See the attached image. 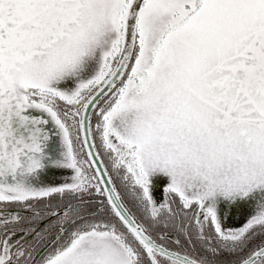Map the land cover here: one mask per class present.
Returning a JSON list of instances; mask_svg holds the SVG:
<instances>
[{"label": "snow or ice", "instance_id": "1", "mask_svg": "<svg viewBox=\"0 0 264 264\" xmlns=\"http://www.w3.org/2000/svg\"><path fill=\"white\" fill-rule=\"evenodd\" d=\"M0 264H264V0H0Z\"/></svg>", "mask_w": 264, "mask_h": 264}, {"label": "rangeland", "instance_id": "2", "mask_svg": "<svg viewBox=\"0 0 264 264\" xmlns=\"http://www.w3.org/2000/svg\"><path fill=\"white\" fill-rule=\"evenodd\" d=\"M66 175H67L66 172L56 171L48 175V180L49 181H60ZM243 220H244L243 216H241L240 214H235L230 219H227L225 223L229 227H238L242 224Z\"/></svg>", "mask_w": 264, "mask_h": 264}]
</instances>
